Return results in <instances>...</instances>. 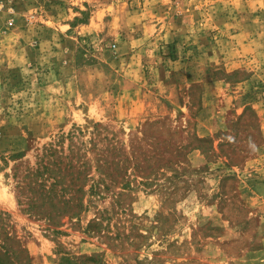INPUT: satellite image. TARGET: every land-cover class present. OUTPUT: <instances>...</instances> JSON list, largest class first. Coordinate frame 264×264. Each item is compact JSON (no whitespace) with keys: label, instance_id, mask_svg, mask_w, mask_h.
I'll use <instances>...</instances> for the list:
<instances>
[{"label":"rangeland","instance_id":"374dc122","mask_svg":"<svg viewBox=\"0 0 264 264\" xmlns=\"http://www.w3.org/2000/svg\"><path fill=\"white\" fill-rule=\"evenodd\" d=\"M0 264H264V0H0Z\"/></svg>","mask_w":264,"mask_h":264},{"label":"crops","instance_id":"0c3cea01","mask_svg":"<svg viewBox=\"0 0 264 264\" xmlns=\"http://www.w3.org/2000/svg\"><path fill=\"white\" fill-rule=\"evenodd\" d=\"M154 10H156V8H154ZM165 14L162 13L161 10H158L157 13H154V11H153L151 19L148 20L145 24V30H144L145 36L143 35L139 39L132 41V43L134 44L135 41L136 42H139V41L145 42L146 41L145 39L148 38L146 36H149L151 34H156V36H155L156 39H154V37H153L152 38V40L154 39L153 42H151L152 40L149 42V45H151L152 47H155L156 44H162L164 40H165L164 42H166V39H164V38H166L168 32H170L171 29L168 27L167 22H165V18L168 16L166 11H165ZM116 24L119 27L121 26L118 23H116ZM159 40H160V42H159Z\"/></svg>","mask_w":264,"mask_h":264}]
</instances>
